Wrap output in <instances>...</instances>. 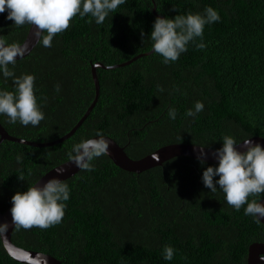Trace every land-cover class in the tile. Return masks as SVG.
<instances>
[{"label":"trees","instance_id":"trees-1","mask_svg":"<svg viewBox=\"0 0 264 264\" xmlns=\"http://www.w3.org/2000/svg\"><path fill=\"white\" fill-rule=\"evenodd\" d=\"M157 13L174 18L212 6L221 20L204 29L170 64L154 52L130 65L97 70L100 98L75 134L50 147L4 141L0 145V209L47 172L70 161L73 146L99 132L114 139L133 159L173 144L222 146L224 134L238 142L264 138V0H155ZM152 0H126L98 25L79 15L47 48L38 43L17 60L16 75H36V95L45 113L38 126L0 122L12 136L35 143L62 138L80 121L95 97L92 65L114 66L152 50ZM0 13V35L22 44L30 26L14 25ZM10 67H13L10 65ZM61 91H55V85ZM165 91L160 92L157 85ZM0 87L13 89L0 74ZM205 108L186 117L196 101ZM175 106V120L168 109ZM197 145V146H198ZM23 157L17 161V156ZM64 180L71 188L61 223L47 229L15 227L22 248L51 255L62 264H246L249 247L264 243V224L243 207L234 209L219 189L202 182L199 159L178 156L142 173L116 166L107 154ZM23 174L25 179H19ZM218 179V177H215ZM264 199V194H261ZM250 196L249 200L256 199ZM176 249L163 259L164 245ZM0 264L11 258L0 236Z\"/></svg>","mask_w":264,"mask_h":264},{"label":"clouds","instance_id":"clouds-1","mask_svg":"<svg viewBox=\"0 0 264 264\" xmlns=\"http://www.w3.org/2000/svg\"><path fill=\"white\" fill-rule=\"evenodd\" d=\"M125 2L126 0H0V13L7 11L6 19L14 21V25L18 27L25 24L35 26L40 43L50 48L55 36L67 30L77 15L80 18L89 17L90 23L94 20L101 25L110 13H114ZM220 20L219 11L212 6L205 7L202 12L180 13L174 18L156 16L149 36L152 41L151 48L162 58V63H173L188 50L189 43L195 42L196 38L201 40L197 47L204 48L205 26ZM26 51L25 46L17 42L9 43L4 35H0V74L5 79L11 78L13 84L12 90L0 87V115L6 116L9 124L19 122L23 126L35 127L45 119L36 95V75L27 72L16 75L14 70L17 57L22 58ZM157 89L160 92L165 91L159 84ZM55 91H61L59 83L55 85ZM204 108V102L198 100L184 115L195 118ZM167 115L175 120L178 109L175 106L170 107ZM221 140L222 146L214 153L218 164L204 168L202 182L211 192H216L219 185L230 206L237 211L243 207L245 215L259 221L264 218V202L261 197L264 194V146L248 138L242 140L244 150H240L237 146L241 141L238 142L233 135L224 134ZM109 143L108 138L98 132L95 137L76 143L69 152V159L79 168L92 171V161L107 153ZM198 146L197 158L204 164L208 155L206 146ZM22 159V156H17L18 162ZM56 171L63 173L64 169L58 168ZM18 177L25 179L23 174ZM64 180L56 176L43 184L36 182L29 185L26 191H17L11 197L10 211L14 226L47 229L61 223L71 196V188ZM250 196L257 198L249 200ZM8 227V223H0V234H6ZM175 252L174 246L164 245L163 259L173 260ZM261 259L264 260V254Z\"/></svg>","mask_w":264,"mask_h":264},{"label":"water","instance_id":"water-1","mask_svg":"<svg viewBox=\"0 0 264 264\" xmlns=\"http://www.w3.org/2000/svg\"><path fill=\"white\" fill-rule=\"evenodd\" d=\"M153 2V13L155 16H161L157 13V6L155 4V0H152ZM40 42V38L36 35L35 26H30L29 32L23 43L22 46H25L27 48V51L25 55L20 58L17 57V60H21L27 55H29L34 48L38 45ZM153 53V50L139 54L133 59L124 62L122 64L114 65V66H106L103 63H95L92 65V77L95 85V97L92 102V104L89 106L88 110L84 114V116L80 119V121L71 129L70 132L65 134L62 138L47 142V143H35L31 142L22 138H18L15 136H12L8 133V131L5 129V127L0 122V145L4 141H11L16 142L19 144H25L35 147H50L57 145L59 143H62L72 137L75 132L82 126V124L85 122V120L88 118L90 113L94 110L96 107V104L98 103V100L100 98V81L98 77L97 70L99 68L102 69H116L120 67H125L127 65H130L134 61L138 60L139 58L149 56ZM109 140V147L107 150V155L110 157V159L114 162V164L121 169L128 171V172H136V173H142L143 171H146L148 169H151L155 166L162 165L165 161H168L171 158L178 157V156H188L191 158L198 159L199 156V146L197 145H189V144H171L164 147H161L160 149L156 150L155 152L141 158V159H133L131 158L125 151V149L120 146L114 139L105 136ZM255 143H260L262 146H264V138L263 137H252L250 138ZM240 148V150H244L243 148V142L240 143V145L237 146ZM205 151L208 153L206 162L210 163H218L217 159L214 156V153L216 149L205 147ZM63 168V173H58L56 169ZM82 168H79L74 162L71 160L52 169L47 174H45L42 178H40L37 183L43 184L48 179L52 177L59 176L60 179H66L74 174L78 173ZM262 202H264V199H262ZM12 205L3 212L0 209V223H8L9 227L7 229L6 234H0L1 240L3 243V246L8 253V255L13 258L14 260L24 263V264H62L60 260L57 258L39 252V251H33L28 250L22 247L17 246L13 240H12V234L15 229L14 223L12 221V215H11V209ZM260 222L264 224V218L260 219ZM264 254V243L256 242L250 245L249 247V253H248V259L246 264H264V260L261 259V255Z\"/></svg>","mask_w":264,"mask_h":264}]
</instances>
